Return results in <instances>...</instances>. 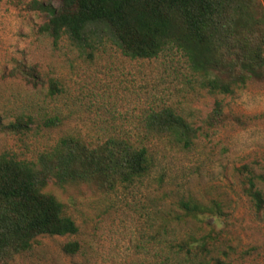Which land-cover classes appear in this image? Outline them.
I'll use <instances>...</instances> for the list:
<instances>
[{"label":"rangeland","instance_id":"rangeland-1","mask_svg":"<svg viewBox=\"0 0 264 264\" xmlns=\"http://www.w3.org/2000/svg\"><path fill=\"white\" fill-rule=\"evenodd\" d=\"M29 1L0 0V118L31 120L20 133L0 132V153L33 160L65 134L91 142L113 135L146 146L149 166L110 190L48 181L42 191L62 203L76 232L37 236L6 264H264V204L254 209L246 183L254 174L264 199V81L215 95L194 81L174 49L135 59L107 39L90 51L65 37L53 42L38 32L45 16L29 9ZM254 1L264 9V0ZM17 63L35 69V84L11 73ZM49 81L57 83V92H49ZM215 99L225 118L208 127ZM158 105L172 107L198 128L188 148L143 138L141 115ZM51 116L59 124L45 126ZM188 200L217 201L223 216L190 217L179 207ZM211 227L219 232L215 243L231 247L227 257L194 246L192 240ZM70 241L78 249L65 253L62 245Z\"/></svg>","mask_w":264,"mask_h":264},{"label":"trees","instance_id":"trees-1","mask_svg":"<svg viewBox=\"0 0 264 264\" xmlns=\"http://www.w3.org/2000/svg\"><path fill=\"white\" fill-rule=\"evenodd\" d=\"M27 4L45 16L38 27L40 34L53 42L65 37L81 51L96 48L104 39L122 55L135 59L156 58L174 49L194 81L211 94L230 95L248 81H264V9L254 0H30ZM14 72L32 84L38 80L31 66L17 63L11 68ZM48 90L57 92V83L49 81ZM224 118L222 103L215 99L207 126L215 127ZM30 121L28 116L7 122L0 118V132L20 133ZM59 122L60 118L51 116L45 117L43 124L52 127ZM141 126L145 140L164 138L182 148L193 143L198 131L181 113L165 105L143 111ZM148 159L146 146L113 135L91 142L78 134H65L33 160L1 152L0 264L29 249L37 236L76 232L62 203L42 191L48 181L59 186L92 183L98 189L110 190L144 175ZM255 178L248 174L246 183L258 211L264 199ZM179 207L200 220L208 215L217 220L224 213L217 201L209 205L180 201ZM218 237L219 232L211 227L192 242L227 257L231 247L215 243ZM77 249L75 241L62 245L65 253Z\"/></svg>","mask_w":264,"mask_h":264}]
</instances>
